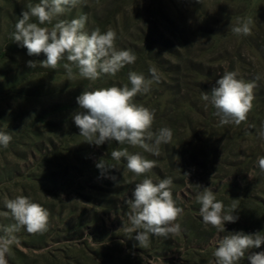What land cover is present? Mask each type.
I'll list each match as a JSON object with an SVG mask.
<instances>
[{"label": "rangeland", "instance_id": "obj_1", "mask_svg": "<svg viewBox=\"0 0 264 264\" xmlns=\"http://www.w3.org/2000/svg\"><path fill=\"white\" fill-rule=\"evenodd\" d=\"M38 2L0 0V131L13 137L8 147L0 146V213L7 211L5 196L16 195L50 212L43 235L16 234L9 264H210L222 236L264 232V173L257 165L264 156V140L257 135L264 124V0H83L59 19L86 14L87 31L111 28L117 48L137 56L116 76L94 82L80 77L75 66V78L69 79L66 61L56 69L27 66L46 57H29L12 33L26 5ZM247 19L252 34L235 35L232 27ZM31 22L38 23L34 17ZM151 68L159 82L135 103L154 111L153 130L173 132L160 155L115 141L84 142L71 117L79 110L76 97L83 90L129 84V71L151 79ZM225 71L246 81L261 76L254 107L239 126L221 125L216 110L201 99ZM124 148L157 161L145 174L154 182L172 178L173 197L184 209L180 235L150 236L149 246L140 248L136 233L129 238L125 232V201L145 176L134 178L125 159L111 158L113 150ZM101 159L116 169L101 176ZM197 185L212 188L226 207L239 199V219L226 223L225 232L202 222ZM12 223L0 215V228ZM255 252H264V244L248 254ZM240 264H249L247 255Z\"/></svg>", "mask_w": 264, "mask_h": 264}, {"label": "clouds", "instance_id": "obj_2", "mask_svg": "<svg viewBox=\"0 0 264 264\" xmlns=\"http://www.w3.org/2000/svg\"><path fill=\"white\" fill-rule=\"evenodd\" d=\"M82 3L83 0H39L38 3L26 5V10L22 11L15 24L12 39L27 49L29 57L41 54L46 57L42 61L28 60V67L56 69L62 61H66L63 67L69 79L75 78V66L80 77L94 82L104 75L114 77L126 65L135 63L137 56L131 49L117 48L115 30L109 28L102 32L96 27L91 32L87 31L86 14L71 20L59 19ZM33 17L38 23L31 22ZM53 20H56L54 24ZM251 24V19L243 20L231 30L237 36H249L252 34ZM149 71L151 79L129 71L130 86L124 84L83 90L76 97L79 110L74 111L71 117L84 142L100 146L105 142L115 141L121 145L139 147L153 156L160 155L161 145L171 142L173 132L169 127L153 130L154 111L135 103L137 95L148 93L152 83L159 82L156 69L151 68ZM259 80L260 75L246 81L238 78L235 71H225L210 92L201 93V99L216 110L215 114L221 125L239 126L247 122L248 114L254 107V90L258 87ZM257 135L264 140V124ZM12 139L10 133L0 131V146L8 147ZM111 158L117 162L125 159L126 169L133 173L134 178L145 176L139 183H135L133 198L125 201L129 209V226L125 228V232L130 234L129 238L136 233L135 239L139 242V247L147 248L150 236L180 235L181 224L178 221L183 216L184 209L177 205L173 197L172 178L154 182L145 175L157 166V161L147 159L139 152L130 153L127 148L113 150ZM257 165L264 173V156L257 158ZM96 167L101 170V176L109 169H116L115 165H106L103 159ZM110 178L116 179L114 176ZM197 186L201 190L196 195V201L200 205L199 214L204 225H210L217 232L223 233L226 223L238 221L239 216L235 213L238 211L239 199H232V203L226 207L222 201L217 200L212 188ZM4 206L7 211L0 215L10 217L14 223L0 228L3 232L0 235V264H9L7 257L11 255L12 246L19 242L16 234L24 230L32 235H43L49 230L50 212L25 195H16L14 198L5 196ZM262 233L264 232L237 231L222 236L217 241L218 246L213 252L214 260L210 264H240L246 255L249 264H264V252L248 254L249 250L260 248L264 244Z\"/></svg>", "mask_w": 264, "mask_h": 264}]
</instances>
